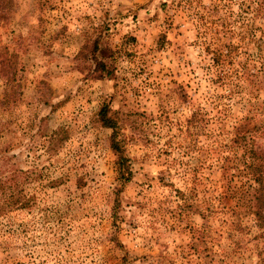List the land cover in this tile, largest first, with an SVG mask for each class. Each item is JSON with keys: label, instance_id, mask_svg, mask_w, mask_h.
Wrapping results in <instances>:
<instances>
[{"label": "rangeland", "instance_id": "rangeland-1", "mask_svg": "<svg viewBox=\"0 0 264 264\" xmlns=\"http://www.w3.org/2000/svg\"><path fill=\"white\" fill-rule=\"evenodd\" d=\"M0 264H264V0H0Z\"/></svg>", "mask_w": 264, "mask_h": 264}, {"label": "trees", "instance_id": "trees-1", "mask_svg": "<svg viewBox=\"0 0 264 264\" xmlns=\"http://www.w3.org/2000/svg\"><path fill=\"white\" fill-rule=\"evenodd\" d=\"M99 64L101 65V63H99ZM99 70H102V67H100ZM100 77H101V75L97 74L95 78H100ZM97 116H98V120H99L100 124H102L105 127L110 128V129H113V127H114L113 118L110 117L109 115H107L105 108L100 109L98 111V113H97ZM111 147H112V149L114 151H116V148L114 146L111 145ZM253 213L259 219H262L263 218L262 215H261V208L260 207L259 208H255L254 211H253Z\"/></svg>", "mask_w": 264, "mask_h": 264}]
</instances>
